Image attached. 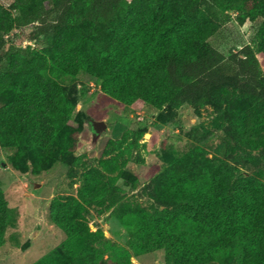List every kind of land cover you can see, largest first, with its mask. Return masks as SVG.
<instances>
[{
	"label": "trees",
	"instance_id": "obj_1",
	"mask_svg": "<svg viewBox=\"0 0 264 264\" xmlns=\"http://www.w3.org/2000/svg\"><path fill=\"white\" fill-rule=\"evenodd\" d=\"M12 8L17 12L0 4V65L9 58L12 81L16 75L22 81L0 85L4 144L37 141L44 146L53 134L63 131L76 99L72 93L58 92L53 75L65 79L87 71L102 81L107 92L127 103L135 96L146 100L157 96V85L168 87L167 100L172 103H198L228 87L244 91L250 105L264 94V21L254 44L238 53L227 56L208 40L232 20L233 13L240 23L264 17V0H16ZM27 25L33 30L25 32ZM14 28H19L21 42L51 35L49 64L45 57L35 58L40 51L29 45L23 48L8 42L6 36ZM248 107L240 108L244 114L239 124L244 129L248 128ZM250 126L264 138L257 124ZM199 175L206 183L213 181L209 170ZM175 179L182 185L169 189L184 200L176 207L180 213L161 212L154 223H137L152 233L134 244L137 251L148 248L147 241L154 247L165 246L169 258L176 256L178 264H209L213 254L225 256L229 246L248 245L264 260V249L259 250L264 236L260 195L221 190V185H196L178 174ZM12 212L0 186V246L7 225L14 220ZM180 215L190 224L183 231ZM123 218L125 225H132L130 217ZM54 220L67 239L38 264H134L129 255L117 263L115 251L106 258L108 249H114L112 242L102 241L104 232L93 231L84 218L57 210ZM125 254L123 250L118 255Z\"/></svg>",
	"mask_w": 264,
	"mask_h": 264
},
{
	"label": "rangeland",
	"instance_id": "obj_2",
	"mask_svg": "<svg viewBox=\"0 0 264 264\" xmlns=\"http://www.w3.org/2000/svg\"><path fill=\"white\" fill-rule=\"evenodd\" d=\"M15 1L0 0V4L16 13ZM263 21L259 17L240 23L233 13L232 20L208 40L227 56L238 53L254 44ZM18 29L8 32V42L23 48L25 41L34 42L29 46L40 51L35 58L45 57L49 64L51 35L21 42ZM32 30L31 25L24 28ZM9 65V58L0 65V85L22 81L18 75L12 81ZM262 69L264 73V64ZM53 83L58 92L72 93L76 99L63 131L44 146L37 141L4 144L0 139V186L14 219L4 232L0 264H38L60 246L68 235L54 220L57 210L84 218L93 231L102 230V241H111L114 248L108 249L106 258L115 251L117 263L129 255L134 264H178L165 246L146 241L148 248L134 247L152 236L137 223H154L161 212L180 213L176 207L184 200L169 189L182 185L175 174L193 179L196 185H221V190L239 189L264 200V138L250 126L257 124L264 135V94L250 105L244 91L228 87L198 103H172L167 100L168 87L157 85V96L148 100L135 96L127 103L107 92L102 81L87 71L65 79L53 75ZM246 104L248 128L244 129L239 120L244 114L240 108ZM92 120H104L107 128L97 133ZM207 170L213 178L210 183L199 175ZM123 217H130L132 225H125ZM176 220L170 219L168 225ZM179 221L182 231L190 226L182 215ZM260 229L264 235V222ZM123 250L127 254L119 257ZM254 252L248 245L229 246L225 256L213 254L209 264H264Z\"/></svg>",
	"mask_w": 264,
	"mask_h": 264
},
{
	"label": "water",
	"instance_id": "obj_3",
	"mask_svg": "<svg viewBox=\"0 0 264 264\" xmlns=\"http://www.w3.org/2000/svg\"><path fill=\"white\" fill-rule=\"evenodd\" d=\"M93 129L97 132L100 133L104 129L107 128V123L104 120H92L91 121Z\"/></svg>",
	"mask_w": 264,
	"mask_h": 264
},
{
	"label": "built area",
	"instance_id": "obj_4",
	"mask_svg": "<svg viewBox=\"0 0 264 264\" xmlns=\"http://www.w3.org/2000/svg\"><path fill=\"white\" fill-rule=\"evenodd\" d=\"M30 44H34V42H32V41H25V46L30 45Z\"/></svg>",
	"mask_w": 264,
	"mask_h": 264
}]
</instances>
